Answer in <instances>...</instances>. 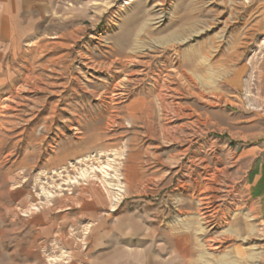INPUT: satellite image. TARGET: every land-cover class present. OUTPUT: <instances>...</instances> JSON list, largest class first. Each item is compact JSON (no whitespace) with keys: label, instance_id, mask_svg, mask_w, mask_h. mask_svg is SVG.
<instances>
[{"label":"rangeland","instance_id":"obj_1","mask_svg":"<svg viewBox=\"0 0 264 264\" xmlns=\"http://www.w3.org/2000/svg\"><path fill=\"white\" fill-rule=\"evenodd\" d=\"M17 2L0 264H264V0Z\"/></svg>","mask_w":264,"mask_h":264},{"label":"crops","instance_id":"obj_2","mask_svg":"<svg viewBox=\"0 0 264 264\" xmlns=\"http://www.w3.org/2000/svg\"><path fill=\"white\" fill-rule=\"evenodd\" d=\"M20 9L21 5L17 2V0H0V31H14V29L10 27H14L12 20L19 13L16 11H20ZM0 41H2L1 38ZM250 195L255 201L258 200L256 205L259 210V218L264 225V166L259 169L255 175H253L250 185Z\"/></svg>","mask_w":264,"mask_h":264}]
</instances>
